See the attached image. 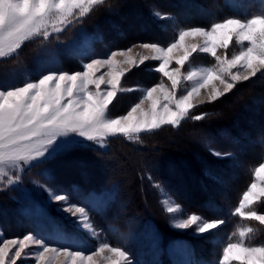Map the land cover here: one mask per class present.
<instances>
[{"label":"snow or ice","instance_id":"obj_1","mask_svg":"<svg viewBox=\"0 0 264 264\" xmlns=\"http://www.w3.org/2000/svg\"><path fill=\"white\" fill-rule=\"evenodd\" d=\"M105 5L109 12L117 14L121 6L118 0H0V60L15 56L29 41L40 39L42 44H47L53 34L59 39L58 34L70 25L82 23ZM152 15L169 18L155 10ZM233 40L240 50L229 57L227 50ZM134 48L147 54L134 53ZM221 49L223 55L219 54ZM196 53L210 55L215 64L185 70ZM150 60L158 62L150 71L160 73L170 85L162 80L144 89L139 103L123 115H111L110 106L118 94L136 90L123 87L122 80ZM81 67L82 70L73 72L62 70L50 52L48 64L42 66L43 74L38 78L25 79L19 85L0 82V192L15 190L22 181V173L42 168L53 160L89 151L104 156L106 153L98 149H107L110 138L123 137L129 141L135 138L139 142L141 134H153L165 126L178 129L187 120L207 118L208 113L193 115L194 109L222 99L239 82L264 77V11L251 14L250 18L234 15L219 22L210 21V26L182 27L166 46L138 42L90 58ZM105 68L107 71L101 73ZM185 82L190 86L186 87ZM145 101L149 102L147 108L143 107ZM204 143L212 156L236 159L233 152L211 147L210 140ZM261 144L264 147V137ZM42 175L47 177V170ZM252 176V182L230 215L264 226V212L254 210L257 202L264 203V162L254 168ZM33 183L48 193L45 205L55 204L56 212L66 214L79 231L69 232L40 209L36 232L11 239L0 236V264L24 260L33 245L37 246L34 264H142L135 261L129 247L112 246L108 242L89 247L82 235L86 233L91 238L100 235L89 213L106 210L116 186L107 194H83L85 204L81 205L72 203L67 192ZM73 191L80 190L73 186ZM161 203L169 216V226L181 234L211 237L226 223L223 218L209 219L196 212L189 213L181 203L170 202L169 198ZM253 231L252 227L239 229V239L235 242L232 237L236 233L229 236L218 264H264V242L254 245L247 242ZM151 238L153 249L158 250L159 235L153 233ZM169 252L187 257L176 264H201L190 258L192 249L182 241L171 245Z\"/></svg>","mask_w":264,"mask_h":264},{"label":"trees","instance_id":"obj_2","mask_svg":"<svg viewBox=\"0 0 264 264\" xmlns=\"http://www.w3.org/2000/svg\"><path fill=\"white\" fill-rule=\"evenodd\" d=\"M118 2L121 5L118 14L109 12L108 5H105L85 17L84 21L92 33L100 34L93 41L94 52H111L138 42L174 39L185 19H191V8L196 7L199 13L213 11L215 5L219 11L228 10L222 0ZM154 10L167 14L169 18L154 17ZM150 63L139 69L140 74L131 72L126 75L124 84L146 83L149 86L162 79L160 73L150 71L151 67L147 66ZM142 74L147 78H143ZM139 98L136 90L118 94L110 106L111 115L125 113ZM200 113H208L207 118L202 121L187 120L178 129L165 126L156 133L141 134L139 142L135 138L133 141L123 137L110 138L107 149H98L106 153L104 156L89 151L72 157L75 166L70 173H74V177H65V184L100 190L116 183L117 190L110 206L104 211L92 212L98 225L102 227L113 223L121 228H138L144 221H152L161 234L163 245L169 240L184 238L192 246L195 260H217L221 249L229 242L228 237L235 232L232 242L239 239V229L244 227L254 229L247 237L250 245L264 242V226L230 215L252 182V171L264 160L261 144V137H264V78L258 76L239 82L222 99L205 103L193 111V115ZM233 139L237 142L233 143ZM206 140L211 141V147L235 153L236 159L212 156L205 147ZM166 161L174 164L177 174H170L165 167ZM89 165V169L93 168L91 175L86 172ZM111 166L115 169L112 170ZM122 178L127 182L123 183ZM157 183L163 185L187 212H196L209 219L223 218L226 223L211 237L194 238L173 230L169 226V216L161 205L158 188L154 187ZM254 210L264 212V203L257 202ZM154 264L173 262L163 251Z\"/></svg>","mask_w":264,"mask_h":264},{"label":"rangeland","instance_id":"obj_3","mask_svg":"<svg viewBox=\"0 0 264 264\" xmlns=\"http://www.w3.org/2000/svg\"><path fill=\"white\" fill-rule=\"evenodd\" d=\"M222 1L223 3L227 4L228 10L219 11L220 9L215 5L216 9L213 11L205 10L204 12L199 13L196 7L191 8L190 11L193 12V14L189 15L192 16L191 19H185V22H183V25L180 28H186L189 26H210V21L219 22L220 19L228 18L234 15L237 18H243L245 16L250 18L251 14H257L260 11H264V0ZM84 20L85 18L83 19L82 23H77L74 26L70 25L64 32L58 34L59 39L56 38L57 34H53V37L47 44H42L40 39L29 41L24 46H22L19 53L15 56L0 60V82H10L19 85L25 79L38 78L39 74H43L40 71L42 66L48 64L50 52L55 55L56 59H58L59 68L69 72L82 70V63L88 62L90 58H99L101 56L110 54V52H106L105 50H98L95 52L93 51V41L95 38H99L100 34L98 35L92 33L91 28H89ZM171 40L173 39L169 37L167 40L158 43H160L162 46H166L167 43L171 42ZM132 45L128 47H131ZM239 50L240 46L236 44L235 40H233L229 46V49L227 50V55L230 57L233 54H237ZM133 52L147 54L145 50L140 48H134ZM219 54L223 55L224 50H219ZM148 62H151L150 64H147V66L151 68H154L158 64L157 61L150 60L146 63ZM153 62H156L157 64L154 65L152 64ZM214 64L215 59L210 55L196 53L191 58L189 64L185 66V70H190L192 67H211ZM141 66L139 68L133 69L131 72L135 75L140 74L139 69H143L144 65ZM173 66H175V64H173ZM106 71V68L102 69L101 73ZM142 77L147 78L144 76V74H142ZM124 80L125 78L122 80L123 87L136 89V91H138L140 94L139 100L134 104L140 102L144 89L152 87L155 84L160 83L162 80L165 85H170V82L167 80V78L158 79L157 82H153L152 85L149 86L146 83H144L145 85H125ZM185 86L187 87L190 85L188 82H185ZM143 107H149V102L145 101ZM125 113L113 116L123 115ZM73 166H75V164H73L72 157L53 160L45 164L42 168H35L30 171L26 170L24 173H22V181L19 187L15 190L0 192V236L11 239L22 237L30 231L36 232V225L39 221L38 210L40 209L46 211L49 216L62 224L69 232H78L79 229L76 228V225L67 217L66 214L56 212L55 204L51 206L45 205L44 202L48 199V193L43 188L37 187V184H34L33 181H36L38 184L45 185L47 188L67 192L72 203L81 205L85 204L83 194H107L113 189L114 186H116L117 190V185L116 183H113L108 188H102L100 190H95L94 188L89 187L83 188L78 184H74L72 186L66 185L65 183L67 180L65 177H69L71 175L74 177V173H70V170H72ZM89 167L91 166H87V173H90V170L93 169H89ZM165 167H167L170 174L178 173L174 169V164H172L171 161H166ZM111 168L113 170L114 167L111 166ZM45 170H47L48 173L47 177L42 175ZM100 171L104 173L103 170L100 169ZM105 172H108V170ZM91 174L92 172L90 175ZM122 181L123 183L127 182L126 179L123 178ZM159 185L160 187H158V192L160 194L161 202L165 198H169L170 202H176V200L167 192L166 188L160 183ZM73 186L78 187L80 191H73ZM105 198H108L107 195H105ZM92 212L94 211H90L89 213L91 221L95 225L96 229L100 231V235L96 238H91L88 237L86 233L82 234L89 247L98 246L100 242H108L112 246H126L129 247L134 253L135 261L142 262L143 264H154L160 259V255L163 251L169 256L173 264L186 259L187 257L183 256L181 253L171 254L169 252L170 246L175 242L182 241L192 249L189 241L184 238H176L167 241V243L164 245L160 242L159 249L154 250L152 247V234H158L160 241L161 234L152 221L146 220L138 228H128L127 226L126 228H121L113 223L101 227V225H98L95 222V216ZM36 250L37 246H31L30 249L27 250L29 252V256L24 260L18 261L17 264H34V253ZM221 256L222 249L220 257ZM190 258L193 261L201 262V264H218L219 260V258L215 261L195 260L193 257V252Z\"/></svg>","mask_w":264,"mask_h":264}]
</instances>
